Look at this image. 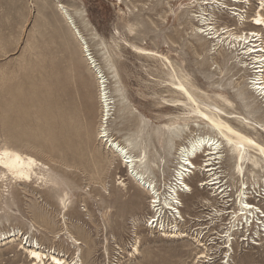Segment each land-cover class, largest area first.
<instances>
[{"label":"rangeland","instance_id":"374dc122","mask_svg":"<svg viewBox=\"0 0 264 264\" xmlns=\"http://www.w3.org/2000/svg\"><path fill=\"white\" fill-rule=\"evenodd\" d=\"M223 1L203 7V12L195 0H58L106 76L109 92L113 88L109 65L117 72L129 109L119 112L116 102L111 105L108 133L125 145L127 138L138 135V118L146 119L149 138L142 139L141 147L159 166L152 178L160 195L165 196L174 185L178 158L174 149L188 139L215 134L195 120L189 121L190 131L185 128L171 144L173 150L166 152L165 139L158 137L157 129L187 111L166 108L177 98L168 91L170 65L162 68L136 53L133 46L167 57L209 99L207 102L221 106L214 97L219 94L232 103L233 109L225 110L245 115L235 96L239 90L235 84L240 83L247 88L246 96L254 98L248 100L251 106L263 107L252 95V74L239 71L241 58L236 59L228 44L222 47V38L220 48L215 46L217 40H209L206 26L199 30L206 20L209 28L219 32L230 26L237 28L233 33H247L251 29L241 26L233 14L250 22L259 1L250 5L245 0L241 4ZM78 11L84 19L76 15ZM100 113L94 74L57 2L0 0V149L7 147L34 157L60 185L0 181V233L12 229L20 233L15 242L0 243V264H33L20 249L22 240L23 245L27 241L26 248L39 245L41 252L71 264H201L202 248L195 241L199 236L210 250V260L203 264L226 262L221 249L225 238L221 236L229 227L233 202L223 209V216H215L222 208L215 200L205 205L201 199L210 192L196 188V183L208 176L191 177L187 183L195 192L181 198L184 217L192 218L185 219L182 228L186 237L163 238L157 230L147 228L154 215L150 197L97 138ZM141 147L132 150L135 156ZM204 160L199 157L196 162ZM220 171L218 175L233 199L238 185L232 180L229 158ZM247 193L246 201L264 212L262 202L253 197L254 190ZM58 196L64 197L67 211ZM248 225L245 236V230H240L231 237L229 264H264V233L256 236L254 227L261 230V226ZM45 264L49 262L45 260Z\"/></svg>","mask_w":264,"mask_h":264},{"label":"bare ground","instance_id":"6f19581e","mask_svg":"<svg viewBox=\"0 0 264 264\" xmlns=\"http://www.w3.org/2000/svg\"><path fill=\"white\" fill-rule=\"evenodd\" d=\"M55 1L66 25L69 27L74 38L79 42L81 53L94 74L97 98L101 107V119L97 138L100 140V143L108 148L107 150L124 164L128 176L150 197L149 208L154 212V215L149 219V225H146L147 228L157 230L163 238L184 239L186 235L182 228H185V224L187 223L185 219L191 220L192 218L188 216L184 217L181 198L193 196L195 192L187 183V180L195 176H208L207 179L196 183L197 189H202L203 191L206 188L210 192L208 197L201 199V201L205 205L212 204L214 200L217 201L218 206L222 208L216 211L215 216L218 217L226 213L223 209L227 207L229 202H233L235 206V210L232 212V217L229 221V227L226 228V235L221 236L225 238L221 248L224 250L222 260L226 259V262L223 264H229L228 260L233 253L231 237L238 234L237 232L240 230H245L243 235L245 236L249 232L248 224L251 222L261 226V230L254 227V234L256 236L264 233V212H261L260 209L257 210L256 207L246 201L247 191L253 189L255 193L253 195L254 199L257 197L258 201L262 202V207L264 208V0H245V3L248 5L251 2L259 1L257 4L258 10L251 16L250 22L241 19L242 16L239 14H233L234 17H238V22L239 20L241 21V26H248L251 29L247 33L244 30L233 33L237 28L231 29L230 26H224L221 29L223 32H219L220 30L215 27L209 28L210 24H206V20H203L202 27L199 29L202 30L204 26L207 27L208 31H210L207 33V36H210L209 40L212 42L217 40L215 46H219L220 48V44L223 41L222 47L223 44H228L229 48L236 53V59L241 58L239 71L245 70L252 74L253 81L252 87H250L252 95L263 104V107H252V102H248L252 96H246L247 88L241 86L240 83H236L235 85L237 88L239 87V90L235 96L242 104L245 115L225 110L227 108L233 109L232 103L219 94L214 97L219 99L221 106L210 101L207 102L209 99L188 81L187 76L183 74L182 70L175 68L167 57L133 46L136 53L155 60L162 68H166L167 64L170 65V72L164 71L166 72V77L171 79L168 81L170 84L168 91L176 95L177 98L172 100V104L167 105L166 108H183L187 111L182 117L175 116L170 119V125H164L157 129L156 134L158 137H164L165 139L166 152L169 153L173 150V147H170L171 144L179 140L185 128L188 129L187 122L189 121L195 120L194 122L200 123L205 129L215 134V137L198 136L188 139L186 144L178 145L174 149L175 155L178 156L177 168L173 175L174 185L171 184L168 187V191H165V196L159 194L154 178H152L155 168L159 166L156 161L147 157L144 148L141 147L143 144L142 139L149 138V134L145 133L146 129L149 128L146 119L142 116L138 118V135L133 138H127L125 145H121L108 133L111 105L116 102L119 106V112L129 109L117 72L113 65H109L111 78L113 79L112 92H109L108 80L90 56L87 43L75 26L73 18L65 6L60 4L58 0ZM232 1L238 4L242 3V0ZM195 2L203 12H206L203 7H210L217 3L224 4L223 0H195ZM233 6L239 9L238 6ZM76 15L84 19L83 12L78 11ZM257 21L262 22L257 23ZM233 26L237 25L233 24ZM220 38H222L221 42ZM200 96L206 97V100H201ZM179 121L182 123H179ZM199 126L197 125V127ZM188 131L190 130L188 129ZM139 147H141L140 154L135 156L132 150ZM198 153H201V155H197ZM199 157H204L205 160L202 163H197L196 161ZM226 157L231 162L232 180H235V183L238 185L233 199H230L231 190H227V187H225L226 183H223L224 180H221L222 176L218 175L222 173L220 168ZM47 171L48 168H45L44 164L32 156L22 154L7 147L0 149L1 182L13 181L14 183L26 184L36 180L43 185L49 184L52 187H59V183ZM58 200L62 209L67 211L68 204H66L64 197L58 196ZM240 221L243 222V225L239 230ZM19 234L14 229L0 233V243L2 242L5 245L13 243L17 240ZM199 237L195 241L198 247L202 248L198 260H201L200 263L203 264L206 263V260H210V255H208L210 250L206 244H203L202 238ZM70 238L73 239L72 236ZM22 242H20V249L27 252L33 264H45V260L49 264H71V262L69 263L50 253L45 254L41 252L39 245L29 244L30 246L26 248L27 241L24 245ZM74 242L77 243V240H74ZM135 251L136 249L133 252ZM78 262L76 261L75 264Z\"/></svg>","mask_w":264,"mask_h":264},{"label":"snow or ice","instance_id":"6c2138e0","mask_svg":"<svg viewBox=\"0 0 264 264\" xmlns=\"http://www.w3.org/2000/svg\"><path fill=\"white\" fill-rule=\"evenodd\" d=\"M262 21H257V23H261ZM35 255V254H34Z\"/></svg>","mask_w":264,"mask_h":264},{"label":"built area","instance_id":"2783aa9c","mask_svg":"<svg viewBox=\"0 0 264 264\" xmlns=\"http://www.w3.org/2000/svg\"><path fill=\"white\" fill-rule=\"evenodd\" d=\"M246 241V240H245Z\"/></svg>","mask_w":264,"mask_h":264}]
</instances>
